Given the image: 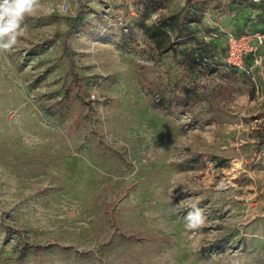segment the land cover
Returning a JSON list of instances; mask_svg holds the SVG:
<instances>
[{
	"label": "rangeland",
	"instance_id": "obj_1",
	"mask_svg": "<svg viewBox=\"0 0 264 264\" xmlns=\"http://www.w3.org/2000/svg\"><path fill=\"white\" fill-rule=\"evenodd\" d=\"M182 18L225 65L228 33L264 31V0H40L25 17L0 53V264H264V65L180 82L190 112L153 108L142 81L174 82L181 58L139 25L175 36Z\"/></svg>",
	"mask_w": 264,
	"mask_h": 264
},
{
	"label": "trees",
	"instance_id": "obj_2",
	"mask_svg": "<svg viewBox=\"0 0 264 264\" xmlns=\"http://www.w3.org/2000/svg\"><path fill=\"white\" fill-rule=\"evenodd\" d=\"M248 1L250 0H233L239 7H244ZM169 19L176 20L177 16L173 15ZM189 24L190 22L185 21L183 18L179 22L176 21L175 36L166 30V27L170 26L168 20L153 25L141 22L139 25L143 34L154 44V48L159 55L172 52L181 58L179 63L181 72L173 74L172 79L174 82L170 81V83L164 84L162 81L160 83L149 80L142 81V89L146 90L151 97V106L169 116L190 112L189 98L179 87L180 82L183 81L184 84H188L191 80L196 81L205 72L213 73L219 69L222 72V77L230 78L236 74L246 76L226 64L221 65L212 55L208 43L198 39L195 33L190 30ZM241 32L243 31L237 34ZM187 44L191 46L186 47ZM182 46L185 47L181 48ZM64 51L68 55L70 54L67 40L65 41ZM75 78H77L76 75ZM72 100L73 90L69 88L63 98L53 105L54 112L60 117H64ZM261 144H264V135ZM137 239L138 237L135 235L126 237L127 241Z\"/></svg>",
	"mask_w": 264,
	"mask_h": 264
},
{
	"label": "clouds",
	"instance_id": "obj_3",
	"mask_svg": "<svg viewBox=\"0 0 264 264\" xmlns=\"http://www.w3.org/2000/svg\"><path fill=\"white\" fill-rule=\"evenodd\" d=\"M40 7V0H0V53L10 52L24 34L23 21ZM189 229H198L206 217L198 205L193 204L184 217Z\"/></svg>",
	"mask_w": 264,
	"mask_h": 264
},
{
	"label": "built area",
	"instance_id": "obj_4",
	"mask_svg": "<svg viewBox=\"0 0 264 264\" xmlns=\"http://www.w3.org/2000/svg\"><path fill=\"white\" fill-rule=\"evenodd\" d=\"M60 7L67 9L65 5ZM224 62L239 73L253 78L255 70L264 65V31L228 33ZM91 96L95 98L94 94Z\"/></svg>",
	"mask_w": 264,
	"mask_h": 264
}]
</instances>
